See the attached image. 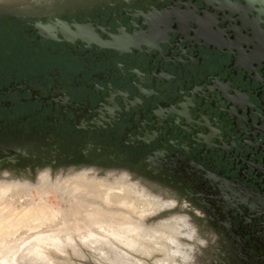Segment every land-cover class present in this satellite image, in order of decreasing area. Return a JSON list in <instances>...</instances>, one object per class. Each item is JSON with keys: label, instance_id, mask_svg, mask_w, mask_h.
<instances>
[{"label": "flooded vegetation", "instance_id": "obj_1", "mask_svg": "<svg viewBox=\"0 0 264 264\" xmlns=\"http://www.w3.org/2000/svg\"><path fill=\"white\" fill-rule=\"evenodd\" d=\"M224 2L236 8L235 0H0V180H6L0 186L21 185L27 196L33 188L86 185L102 192L123 190L130 201L137 200L134 203L141 210L158 196L166 198L171 190L179 191L202 209L206 224L220 238L222 250L211 252L214 264H264V122L244 127L228 120L208 121L204 135L178 119L154 117L151 121L145 115L149 107L130 110L129 117L122 118L141 102V93L152 92L142 83V72L159 43L178 48L184 55L182 59L167 57L174 66L188 67L184 61L199 68L216 54L214 49L229 30L239 40L251 42L264 58L261 29L253 21L250 37L239 33L229 15L214 12ZM129 71L136 81H128ZM170 72L167 68L164 79ZM211 137L230 144L242 142L244 153L236 159L219 157L207 165L194 164L186 168L189 174H183V179L169 175L156 160L180 155L176 141ZM68 169L121 172L98 178L94 171H84L50 181L48 170ZM124 172L169 189L132 182ZM33 176L35 187L29 181ZM7 192L0 193V198ZM84 200L136 220L127 211ZM175 203L167 202L137 219L149 232L131 240L145 244L149 255L121 245L119 238L124 234L117 227V241L109 238L116 236L115 229L103 236L113 245L110 249L126 254L127 262H111L102 253L105 248L78 245L70 251L79 255L84 247L108 264H198L195 244L203 245L201 236L205 235L185 216L147 224ZM187 206L182 203L181 208ZM121 215L110 217L120 224ZM177 219L180 231H170L171 221ZM105 222L102 218L97 226L99 236ZM61 248L60 254L66 253V247ZM223 251L236 259H228Z\"/></svg>", "mask_w": 264, "mask_h": 264}, {"label": "water", "instance_id": "obj_2", "mask_svg": "<svg viewBox=\"0 0 264 264\" xmlns=\"http://www.w3.org/2000/svg\"><path fill=\"white\" fill-rule=\"evenodd\" d=\"M235 2V9L224 2L214 12L217 16L221 13L229 15L239 33L247 37L251 36V22L255 21L264 35V0ZM243 15H246L249 22ZM225 34L226 39L220 41L218 48L214 49L216 54L210 55L199 68L191 67V62L184 61L188 67L174 66L167 57L173 55L182 59L184 55L178 48L159 43L142 72V83L146 87L149 85L152 92L146 95L141 93V102L123 113V120L129 117L130 110L149 107L151 110L145 115L151 121L154 117H159L161 121L178 119L182 125L190 124L192 128H199L204 135L208 133V121L228 120L244 127L247 123L255 126L264 122V58L259 50L252 48L251 42L239 40L229 30H225ZM167 68H171V72L166 80L163 74L167 73ZM128 73V81H136L133 72ZM118 100L123 106L119 97ZM174 147L180 155L156 160L161 162L159 164L167 169L169 175L180 179H183V174H189L186 168H192L194 164L207 165L219 157L236 159L244 153L242 142L230 144L228 140H218L216 137L176 141Z\"/></svg>", "mask_w": 264, "mask_h": 264}, {"label": "rangeland", "instance_id": "obj_3", "mask_svg": "<svg viewBox=\"0 0 264 264\" xmlns=\"http://www.w3.org/2000/svg\"><path fill=\"white\" fill-rule=\"evenodd\" d=\"M84 171H88L92 172L94 171L97 175L98 178H104L108 173L111 174H116L118 172L121 171H116V170H96V169H89V170H85V169H68V170H56V171H50L48 170V174L50 177V181L54 182L59 181L60 179H67L69 177H73L79 173H82ZM125 174H127L129 176V180L130 181H144L150 184H156V185H161L162 187L167 188V186L160 184L159 182L155 181V180H151L149 178H146L144 176H140V175H136V174H129L124 172ZM29 181L31 182L32 186H36V178L35 176L30 177ZM169 189V188H167ZM57 191L56 189H52L51 187L46 189V188H38L36 190L34 189H30L28 191L29 196H24L23 198L18 197V195H16V191L12 192V200L11 202H13L11 205L14 209H21L26 207L27 205L29 206H34L32 204H37L38 202L44 201V203L46 202L47 204L53 206V207H57V208H61L64 209L67 207V204L64 201H61L60 198H62L63 196L61 194H56ZM123 191V190H122ZM174 194H175V200L176 203L174 204V206L171 209H167L164 210L163 212L159 213L158 215L154 216L152 219L147 221V224H152L153 222H156L158 220L161 219H165L168 218L172 215H183L186 217V219L193 224L194 226H196V229L198 231V233L203 232L205 236H201V239L204 241L203 245H199V244H195V248L198 252V257H199V263L198 264H214L213 262V250H215L214 248H220L221 246H219L220 243V238H218L219 236H217V234H215L212 229L210 227H208L207 220L205 218L204 212L202 211V209L198 206H196L195 204H193L192 202H190L189 200H187L186 198H183V196L181 194H178V192L171 190ZM11 193V192H10ZM125 193V192H124ZM11 195V194H10ZM15 195L17 197H15ZM61 195V197H59ZM21 196V194H20ZM129 196V195H128ZM15 197V198H14ZM20 198V199H19ZM65 198V197H63ZM18 201H16V200ZM54 199H56L54 201ZM134 199V198H133ZM137 200H134V202H136ZM187 203V208L182 209L181 205L182 202ZM57 204V205H56ZM42 205V204H41ZM95 212H97L98 216L103 217V219H106V217L110 216V215H114V216H120L117 212H108L104 209H101L100 207H94ZM97 209V210H96ZM99 211V212H98ZM146 214L148 212H145ZM145 213H142L143 215H136V214H131L134 217H136V220L133 218H129L128 216L125 215H121V221L126 222L127 225H129L128 229H121L120 226L118 225V221L116 219L115 220V225L112 224H107L104 228L101 229L100 233L102 232V236H99L98 233V227L99 225L96 226V229L93 230V234H95V238L92 239V242L89 241H79L76 236L73 237L72 242H68L66 241V239L60 238L58 237L57 239L54 240V235L53 233L50 235L47 234L44 237H38L33 239L32 241L26 243L23 247H21L20 249H18L16 251L15 254H11L9 258H5L3 259L2 256H0V264H108L105 263L103 261L100 260V258H98L94 252L90 251L89 249H86L84 247H80V252L79 255H74L71 251H76L78 249V245L80 246H89V247H94V248H106V247H110L112 248L113 245L108 242V237H104L103 235L106 236V231L111 232L112 230L115 229V227L119 228L121 231H123V234L119 240L123 243H120L121 245L123 244V246L129 247V248H133V249H137L140 248L141 251H137L139 253H141L142 255H149L150 254V250H145L143 246H145V244L141 245L140 243L136 242V241H132L131 238H133V236L136 239H142L143 233L145 234V232H149L147 228H144L141 226V224L138 222V218L143 217L144 215H146ZM194 213L198 216V217H194ZM102 214V215H100ZM125 224V223H124ZM203 225V226H202ZM86 228L89 227H85V231L88 230ZM115 237H109L111 240L118 238V234L120 233L119 230ZM105 233V234H104ZM51 237H49V236ZM99 237V238H98ZM147 237H143V239H145ZM75 240L79 241V242H75ZM95 243V244H94ZM66 247V253L64 254H60L59 249H62L61 247ZM225 246V244H224ZM159 247V246H158ZM71 250V251H70ZM112 251L110 253H106L105 251H102L103 255L105 254V257L109 258V260L111 262H127L126 260H129V258L126 257V254L121 253L120 251L111 249ZM225 256L228 257V259H236L234 255H232L230 252L227 251H223ZM42 254V255H41ZM53 257V260L51 257ZM225 258V257H224ZM52 262H51V261ZM224 260V259H223ZM146 262L148 263L149 261L146 260ZM221 264H228L227 262L221 263Z\"/></svg>", "mask_w": 264, "mask_h": 264}, {"label": "bare ground", "instance_id": "obj_4", "mask_svg": "<svg viewBox=\"0 0 264 264\" xmlns=\"http://www.w3.org/2000/svg\"><path fill=\"white\" fill-rule=\"evenodd\" d=\"M1 182L5 184L6 180ZM22 189L21 185L10 184L5 187L0 186V193L8 191L7 196L9 194L8 198L6 194L4 197L1 196L2 198H0V256H2L3 259L9 258L11 254H15L18 249L33 239L44 237L49 233L50 235L53 233L54 240L60 237L66 239L68 242H72L73 237L76 236L79 241L92 242V239L95 238L93 230L96 229V226L99 225L103 217L98 216L97 212H95L94 207H97L96 205L88 204L84 199L99 201L105 206L122 210V212L124 210L136 215H143L142 213L151 212L152 210H160L162 207L166 206L167 202L172 203L176 201L175 194L170 191L169 197L162 198L158 196L156 198L162 200L165 204L162 201L159 202L155 200L153 204L143 205L141 210V206L130 201L128 194L124 193L122 190L119 193L112 190L102 192L99 191L97 187L82 185L58 189L59 191H57L56 194H61L65 197L60 198L61 201L67 204V207L64 209L55 208L41 201L37 204H32L34 206L27 205L24 208L16 210L11 205L14 202H11L13 196L12 191H16L15 194L23 198L26 196V191L24 192ZM33 189L36 190L37 188ZM16 195L15 197H17ZM61 195L59 197H61ZM55 200L56 199H54V201ZM182 203L185 202L183 201ZM194 217L198 216L194 213ZM114 219L116 218L109 216L105 219V223L114 225ZM172 223L173 226H171L170 231H180L181 225L179 224V220H173L170 224ZM117 226H120L121 229L129 228V225L124 221H121ZM85 227H89L86 228L88 230L85 231ZM108 248H105L106 253L112 251ZM50 258L53 260L52 254Z\"/></svg>", "mask_w": 264, "mask_h": 264}, {"label": "snow or ice", "instance_id": "obj_5", "mask_svg": "<svg viewBox=\"0 0 264 264\" xmlns=\"http://www.w3.org/2000/svg\"><path fill=\"white\" fill-rule=\"evenodd\" d=\"M41 7H43V5H41Z\"/></svg>", "mask_w": 264, "mask_h": 264}, {"label": "crops", "instance_id": "obj_6", "mask_svg": "<svg viewBox=\"0 0 264 264\" xmlns=\"http://www.w3.org/2000/svg\"><path fill=\"white\" fill-rule=\"evenodd\" d=\"M146 214V213H145Z\"/></svg>", "mask_w": 264, "mask_h": 264}]
</instances>
